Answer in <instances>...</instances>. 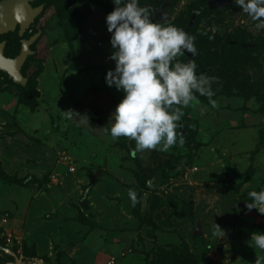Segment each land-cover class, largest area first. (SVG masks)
Instances as JSON below:
<instances>
[{"label": "rangeland", "instance_id": "obj_1", "mask_svg": "<svg viewBox=\"0 0 264 264\" xmlns=\"http://www.w3.org/2000/svg\"><path fill=\"white\" fill-rule=\"evenodd\" d=\"M208 1L170 3L171 20L163 24L175 22L195 37L197 48L195 56L184 52L177 59L188 55L194 62L198 54L197 64L204 68L196 65L197 74L215 77L212 84H232L228 76L237 75L241 83L264 80V46L252 59L241 60L247 47L264 43V21L252 20L234 0L209 12ZM165 2L139 0L154 22H160L156 13ZM51 3L38 25L42 40L23 70L26 82L0 70V236L9 246L0 248V264L25 262L23 226L46 217L48 209L51 221L38 227L43 247L38 257L44 260L35 264H112L113 259L116 264H264V250L250 244L252 233L264 232V214L246 206L250 191L264 189L260 84L241 96L234 84V96L216 98V108L194 99L184 108L193 124L183 145L134 154V140L110 134L109 118L124 95L105 79L115 68L106 16L116 5L113 0ZM237 38L246 43L222 54ZM209 40L218 44L226 71H211ZM68 109L79 116L66 119L61 110ZM179 134L186 133L179 127L178 139ZM128 149L143 167L147 189L138 185ZM32 176L45 194L35 196L41 190L36 183L24 186V178ZM52 182L59 189L51 188ZM129 190L137 193L135 205ZM216 224L225 231L221 239L213 235ZM154 246L164 250L158 251L163 263L157 255L150 258ZM170 251L184 254L166 259Z\"/></svg>", "mask_w": 264, "mask_h": 264}, {"label": "clouds", "instance_id": "obj_2", "mask_svg": "<svg viewBox=\"0 0 264 264\" xmlns=\"http://www.w3.org/2000/svg\"><path fill=\"white\" fill-rule=\"evenodd\" d=\"M113 3L116 7L107 14L106 24L111 33L114 51L110 59L115 61V68L108 70L105 79L108 86H115L124 95L109 118L110 134L113 139L134 140V154L146 150L166 152L177 143L183 145V134L178 139L177 131L183 109L191 104L196 93L207 96L212 107H217L212 99L215 95L212 83L216 78L198 75L194 62L177 59L184 52L196 55L194 36L175 25L154 22L149 9L140 6L139 0H113ZM234 3L252 20L264 21V0H234ZM14 12L17 21L25 18L23 2L16 4ZM61 111L68 120L79 116L73 109ZM128 195L135 205L137 193L129 190ZM248 196L251 198L246 204L248 210L264 214V189L250 191ZM213 235L221 239L225 231L216 224ZM250 244L264 250V232L252 233ZM5 245L0 244V248Z\"/></svg>", "mask_w": 264, "mask_h": 264}, {"label": "trees", "instance_id": "obj_3", "mask_svg": "<svg viewBox=\"0 0 264 264\" xmlns=\"http://www.w3.org/2000/svg\"><path fill=\"white\" fill-rule=\"evenodd\" d=\"M205 7H206V10L207 11H209V12H211L212 10H211V8L209 7V1L208 2H205ZM155 22H157V21H155ZM169 24H171V25H175L176 27H177V25H176V23L175 22H170V23H168L167 25H169ZM167 25H165V26H167ZM234 40V39H233ZM235 41V45H233L232 43H230V45H229V43H228V45H229V48H225L224 49V51H223V53L222 54H226V53H228L229 51H233V50H236V48H237V46H241V43H246L245 42V39H243V40H240V38H237V39H235L234 40ZM213 41H211V40H209V48H208V50L207 49H205L206 50V52L207 51H209L207 54H206V56H208L209 57V59H210V65H212V70L211 71H213V72H224V71H226V69L227 68H224L225 66H222V67H220L221 65H224L225 63H226V60H223V57H222V55H218L217 54V50H218V48H219V46H218V44L216 43H212ZM227 45V46H228ZM262 46H264V43H260V44H257V46L256 47H247L246 49H245V51H243V53H244V56H242V58H241V60H250V59H252V56L253 55H255L256 54V52H258L257 50L260 48V47H262ZM237 51V50H236ZM198 57H199V55L197 54V58H196V60H194V63L196 64V65H198V67H199V69L200 70H202L203 68H204V66L200 63V64H197L198 62H197V59H198ZM217 57V60L215 59ZM190 58H189V56L188 55H186L185 57H184V59H183V63H186L187 62V60H189ZM233 61H234V59H232ZM211 71H208L207 73L209 74ZM200 74H202L201 72H200ZM216 74V73H215ZM230 77L228 76V82H231V81H233V83L232 84H212V89H213V91L215 92V95L212 97V99H214V100H216V98H218V97H220V96H222V95H227L228 97L230 96V97H232V96H234L233 94V91H231V89H232V87L234 86V84H235V86H240V88L238 89V91L235 93V94H237V95H239V96H241V94H242V91H246V90H248V88H251L252 89V86L254 87V89H258V85L260 84V89L261 90H264V80L263 79H261V78H256V79H253L252 81H250V83H248L247 81H245V82H243V83H241L240 82V78H239V76L237 75V76H233L231 79H229ZM250 80V79H249ZM248 84H251L250 85V87H249V85ZM215 89H217V90H215ZM241 89V90H240ZM255 93H258V92H255ZM245 97V96H244ZM248 98V100L251 98L250 96L249 97H247ZM195 99H198L199 100V103H201V104H207V105H210L211 107H212V105L210 104V102H209V98L207 97V96H201V95H199V93H196L195 94ZM213 108H216V107H213ZM183 111H184V116L182 117V120L179 122V124L181 123V125H182V128H183V131H185V135L183 136V138L184 137H188V135L190 134V131L191 130H189L190 129V126L193 124V121H192V119L190 120V118H189V114H188V110L187 109H183ZM104 122V121H103ZM105 123V122H104ZM179 130V129H178ZM177 130V131H178ZM180 135V134H179ZM190 136V135H189ZM261 137L262 138H264V132L263 133H261ZM129 150V153L131 154L132 153V151H131V149H128ZM132 155V154H131ZM130 155V160H131V162L132 163H134L135 164V169H136V174H138L139 175V178H138V181H139V186H141L142 187V189L143 188H148V186H147V184H146V176H144V175H142V173L140 172V171H142V168L143 167H141L140 165H139V163H138V157L137 156H135V155H132L131 156ZM141 169V170H140ZM149 169V168H148ZM150 170V169H149ZM99 174L97 175V177L95 178V181H96V179H99ZM16 180V179H15ZM22 180H16V181H14V182H21ZM39 181V178H36L35 176H32V179H30V180H28V178L27 177H25L24 178V186H29V185H31V184H33V183H36V182H38ZM25 182H26V184H25ZM138 186V187H139ZM140 187V188H141ZM86 199H87V197H86ZM85 208H89L88 206H86L85 205ZM137 212V211H136ZM138 212H139V210H138ZM134 214H136L140 219H141V222L142 223H146V225H147V223H149V225L150 224H152V225H155V223L151 220H149L148 219V221H146L145 222V220H146V218H145V216H142L140 213L138 214V213H134ZM12 215V214H11ZM93 223H95V222H93ZM96 224H94V226H95ZM122 232V231H121ZM0 244L1 245H5V241L4 240H1L0 241ZM60 245V244H59ZM59 245H57L56 247L58 248V246ZM28 241L27 240H24V243H23V248H22V251H24V255H26V256H36V254H38L37 252H35V249H32L33 251H31V249H28ZM159 250H161V252L162 253H164L163 251V249L162 248H159V247H157V246H154L153 247V249H152V251H150L151 252V254L152 255H150V258L152 259V257L154 258L155 256H153V255H157V260H158V258L160 259V255H158V251ZM179 254H177V253H174V251H170V253H168V252H166L165 253V258L166 259H169L170 258V256H175V255H181V256H183V254H184V252L182 253V254H180V252H178ZM164 259V257H161V259L159 260L160 262H162L163 263V260ZM154 260V259H153ZM167 262L166 263H169V261L168 260H166Z\"/></svg>", "mask_w": 264, "mask_h": 264}, {"label": "water", "instance_id": "obj_4", "mask_svg": "<svg viewBox=\"0 0 264 264\" xmlns=\"http://www.w3.org/2000/svg\"><path fill=\"white\" fill-rule=\"evenodd\" d=\"M172 1L173 0H166V2L162 7V10L157 11L156 18L158 19V21L162 23H167L171 20V17L169 15V9H170V3ZM19 2H23L24 4L25 18L22 21L16 20L15 12H14L16 4ZM227 2L228 0H210L209 7L211 9L223 7L227 4ZM7 6H10L11 8L10 19L5 18ZM7 6L5 3L2 5V7H0V33L15 28L18 22L22 23V30L24 31L26 27H28L29 23L34 20V17H36V15L40 13L42 10V7L33 9L30 4V0H10V2H7ZM34 40L35 38H33L30 42H27L24 45L22 53L16 58L6 57L3 53L4 44L0 45V69L8 72L17 82H23V83L26 82L21 69L25 64L29 54L32 53L30 50V43L33 42ZM192 57L193 56H191L186 63H188L189 61L192 62L193 59ZM180 130L181 131L183 130L181 123H180ZM197 234H200V231H198ZM10 264H14V263H10Z\"/></svg>", "mask_w": 264, "mask_h": 264}, {"label": "flooded vegetation", "instance_id": "obj_5", "mask_svg": "<svg viewBox=\"0 0 264 264\" xmlns=\"http://www.w3.org/2000/svg\"><path fill=\"white\" fill-rule=\"evenodd\" d=\"M52 0H30V4L33 9H37L39 7H42V10L40 13L34 17V20L31 21L26 27V29L22 30V23L18 22L15 26V28L9 29L3 33H0V45L4 44L3 47V53L8 58H16L22 53V50L24 48V45L27 42H30L33 38L35 40L30 43V50L32 53L29 54L25 64L22 67V73L23 70L28 63L29 58L32 56L33 52L37 51L36 46H38V42L42 39H40L41 35H38L39 32L42 30L38 25L40 24V20L44 18L46 15V12L51 9V7L54 6V4L51 3ZM7 2H10V0H0V7H2L3 4ZM6 19H10L11 16V8L10 6H7L6 8ZM57 17V13H55V18ZM54 18V19H55ZM46 29L45 27L43 28ZM1 70V69H0ZM3 72H6L4 70H1Z\"/></svg>", "mask_w": 264, "mask_h": 264}, {"label": "crops", "instance_id": "obj_6", "mask_svg": "<svg viewBox=\"0 0 264 264\" xmlns=\"http://www.w3.org/2000/svg\"><path fill=\"white\" fill-rule=\"evenodd\" d=\"M39 182V181H38ZM35 184V183H34ZM36 184L37 185H39V186H41V183H37L36 182ZM50 185H52V187L51 188H53V189H59V187H57V185H59V183H56V184H54L53 182L52 183H50ZM31 187V186H30ZM49 186H48V188H50ZM50 188V189H51ZM32 189V188H31ZM35 189V188H34ZM41 189V190H40ZM35 190H38V189H35ZM39 190L40 191H36V194H35V196L39 193V194H45V191H46V189H45V187H43V186H41V188H39ZM47 192V191H46ZM49 193V192H48ZM50 194H52V193H50ZM55 194H57L58 196H60V198H62L63 197V194H59V192H55ZM53 195H54V192H53ZM62 196V197H61ZM31 212H32V209H30V212L28 213V215H26L27 216V218L29 217V215L31 214ZM47 212L48 213H46V214H50L49 215V217L50 218H52L51 217V211L49 212V209L47 210ZM48 215H46V217H45V213L43 214V217L41 218V219H39V220H36L35 221V219H32V220H30V221H32V223H30V221H29V225L27 224L26 225V227L25 226H23V229L25 230V237L28 235V237L26 238V240L28 241V243H30V245L32 246V245H34V246H32L30 249H35V252H37L38 254H36V256L34 255V256H26V255H22V259H24L25 260V262H23V264H35L34 263V261L36 260V262H40V263H42L43 262V258H41V257H38V256H40V255H42L41 253L42 252H40L42 249H43V247L41 246V244H40V237H39V234H38V232H39V229H38V227L40 226V225H43L44 223H46V222H49V221H51V219H47V216ZM64 222H66V221H64ZM50 236L48 235V234H46V235H44V238H49ZM59 241H61V240H59ZM36 244V245H35ZM29 245V244H28ZM37 264V263H36ZM45 264V263H44Z\"/></svg>", "mask_w": 264, "mask_h": 264}, {"label": "built area", "instance_id": "obj_7", "mask_svg": "<svg viewBox=\"0 0 264 264\" xmlns=\"http://www.w3.org/2000/svg\"><path fill=\"white\" fill-rule=\"evenodd\" d=\"M75 166H71V171L73 170V171H75ZM5 222H8V219L6 218L5 219ZM1 239H2V237L0 236V241H1ZM13 241V236H12V234H10V236L8 237V242H12ZM6 247H2V249L3 250H9V246H8V244H7V239H6V245H5ZM111 263L112 264H116V260L115 259H113L112 261H111Z\"/></svg>", "mask_w": 264, "mask_h": 264}]
</instances>
